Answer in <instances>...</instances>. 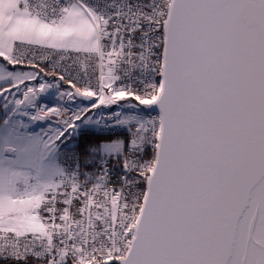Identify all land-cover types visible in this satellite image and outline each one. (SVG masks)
Here are the masks:
<instances>
[{"label":"snow or ice","instance_id":"6c2138e0","mask_svg":"<svg viewBox=\"0 0 264 264\" xmlns=\"http://www.w3.org/2000/svg\"><path fill=\"white\" fill-rule=\"evenodd\" d=\"M0 264H264V0H0Z\"/></svg>","mask_w":264,"mask_h":264}]
</instances>
